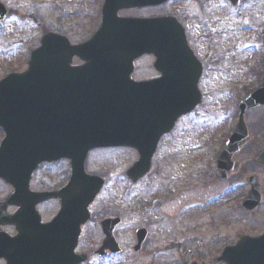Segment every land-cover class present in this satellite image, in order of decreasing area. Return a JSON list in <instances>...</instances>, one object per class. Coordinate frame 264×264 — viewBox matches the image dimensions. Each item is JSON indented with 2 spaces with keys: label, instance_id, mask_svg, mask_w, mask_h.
Returning <instances> with one entry per match:
<instances>
[{
  "label": "water",
  "instance_id": "obj_1",
  "mask_svg": "<svg viewBox=\"0 0 264 264\" xmlns=\"http://www.w3.org/2000/svg\"><path fill=\"white\" fill-rule=\"evenodd\" d=\"M168 0H104L99 30L87 43L70 46L62 37L48 34L31 55L27 72L0 81V179L14 191L0 203V227L14 226L18 235L9 238L0 231V259L6 264H80L74 255L80 227L87 223L88 206L102 187V180L85 175L87 153L98 148L130 147L139 159L128 171L137 181L150 170L151 158L161 136L199 103L197 82L200 68L188 50L182 30L171 18L123 19L122 10L158 6ZM236 5L237 0H229ZM7 12L0 5V22ZM146 54L156 58L155 68L163 77L156 82L130 80L133 62ZM76 57L85 64L72 68ZM264 106V81L239 106V122L218 157V171L244 144L242 115ZM243 135V137H242ZM242 138V139H241ZM264 141V134L262 135ZM60 159L71 162V178L62 190L32 194L29 181L42 163ZM258 163L264 165V149ZM243 207L260 204L258 186ZM59 198L62 209L55 219L41 225L35 206ZM9 206L17 211L6 214ZM118 221L102 223L103 248L117 246L111 236ZM57 232V237L54 234ZM144 232L137 233L138 249ZM217 262L264 264V235L239 236Z\"/></svg>",
  "mask_w": 264,
  "mask_h": 264
},
{
  "label": "rangeland",
  "instance_id": "obj_2",
  "mask_svg": "<svg viewBox=\"0 0 264 264\" xmlns=\"http://www.w3.org/2000/svg\"><path fill=\"white\" fill-rule=\"evenodd\" d=\"M0 3L8 11L0 24V80L10 73L26 71L30 54L39 46L44 33L55 32L79 44L87 41L100 24L102 0H0ZM119 16H173L193 37L204 34L206 39L198 45L202 61L205 63L208 56L211 64L215 60L221 62V73L215 74L211 81V74H206L201 86L207 93L214 91L222 97L206 96L198 113L177 123V136L160 145L152 161V172L136 185L129 187L124 175L137 160L133 151H104L90 156L88 171L109 180L104 199L110 195L114 206L130 207L129 213L124 209L111 210L124 216L123 226L115 236L126 250V257L117 264H190L194 261L223 264L216 262V258L225 247L235 244L238 232L256 236L264 231V194L261 207L251 214L240 209L243 190L220 195L221 188L228 189L238 183L230 181L222 187L215 181L212 177L214 153L219 150L220 142L217 138L207 142L210 125L223 122L228 127L222 133L232 130L237 91L232 90V83L247 79L252 82L248 70L259 61L264 63V0H240L234 9L225 0H178L156 9L123 11ZM152 61L150 58L137 61L132 78L155 76ZM212 111L217 113H209ZM253 115L264 120L263 110ZM2 137L0 131V140ZM253 149L251 146L246 154L252 155ZM63 169V164L41 167L33 176L32 186L40 189L58 186L66 175ZM257 173L264 185V171ZM53 178L57 180L52 181ZM9 189L0 181V201ZM142 204L150 206L142 210L139 207ZM55 208L54 205L42 211L44 221ZM141 226L149 229V238L143 251L134 253L133 230ZM93 229L92 225L85 228L80 244L82 251L90 250L91 240L98 243L99 237H92ZM172 244H178V248L163 249ZM90 261L103 264L95 259Z\"/></svg>",
  "mask_w": 264,
  "mask_h": 264
},
{
  "label": "flooded vegetation",
  "instance_id": "obj_3",
  "mask_svg": "<svg viewBox=\"0 0 264 264\" xmlns=\"http://www.w3.org/2000/svg\"><path fill=\"white\" fill-rule=\"evenodd\" d=\"M202 35H204V34L197 33L195 35V37H193L192 33L187 35L189 48L193 52L194 56L201 63V66H200L201 67V77H200V83H199L200 90L202 89L201 84L206 79V74H208V75L211 74L212 73L211 70L215 69V66H211V60L208 58V56L205 58V63H204V60L202 61L203 57L200 55V51L198 48L200 41L206 39V37H204ZM144 58H148V59L150 58L151 59L152 57H144ZM146 61H147V59H146ZM153 63H154V60L152 61L151 67H152V71L155 72L156 75L153 77H150V78H142V79L140 78L139 81L156 80V79H159L161 77V75L158 72H156V70L154 69ZM261 74H262V67H261L260 72H259V70H257V72H254V74L251 75L252 82L247 84V87L249 89H252L253 87H255L259 84V78H260ZM252 83H254V85H252ZM245 87L239 89V91H238L239 95L241 93H243L246 89H248ZM245 92H244V94H246ZM261 110L264 111V108L252 109V110L247 111L244 114L243 122H244L245 127H246L247 138L245 140L244 146L239 151L235 152L231 156L228 168H226V170H225V173H229V174H227V178L225 180H223L225 183L224 184L225 187L227 185V182H230V181H237L238 185H236L235 187H229V188L227 187L228 189L225 188L224 190L221 188V191L219 194H222V193L225 194L226 191L231 192V191H234L237 189L239 191L243 190V195H245L250 188L248 181H249V179H254V177L258 178V182L260 183V191H261L262 195L264 194V185L262 184V180L260 179V176L257 173V171H264V166H260L256 161L257 155L260 152V150L263 148V145H264L262 140H261V134L264 131V120L262 121L261 117H260V120H258L253 115V113L261 112ZM221 130H226V129H221ZM232 130H233V128H232ZM232 130H231V133H232ZM218 131L219 132L216 134V135H218V137H216L215 135H212L214 139L217 138L216 141L220 142V145L218 143V146H220L219 150L215 152V159L220 154V152L222 151L226 140L229 138V136L231 134V133H225V132L222 133V131H220V130H218ZM220 135H222V137H219ZM173 136H174V134H173V132H171L169 135L162 137V140L160 141V143L163 142L164 139L170 138ZM251 146H253L255 148V149H253V154L252 155L246 154L248 152V149ZM60 163H62L64 165L63 170H65V172H66V175L64 174L63 181H61V183H59L58 186H53L51 188H45V189H39L38 188V189H36L35 192H42V191L43 192L44 191L52 192V191H55V190L62 188L63 186L66 185L67 180H68L67 179L68 178L67 173L69 171L68 163L67 162H60ZM214 173H215V168H214ZM223 181L221 180V182H223ZM51 204H53V205H51ZM54 205L56 206V208L53 211H50V215H49L48 219L44 222L46 224L49 223L54 218V216L58 213V211L60 209L59 200L58 199H50L47 202L38 206L39 212L41 213V216H42V211L43 212L47 211V210H49V208L51 209L52 207H54ZM94 205H96V204H94ZM94 205H92L90 207V214H91L90 215V223L85 228L94 224V226H93L94 231H92L93 232L92 237H93V239L94 238L97 239V237H99L98 238L99 241H98V243H96L94 240H91V242H90V245L92 246L91 249L86 251V252H82V251L79 252V254L87 255L88 260L90 259V257H96V256H94L95 250L100 248L101 242L103 241L104 236L101 232V226H100L101 221L103 219H106V218H120L121 223L117 228H115V230L113 232L114 235H115V232H117V229H119L122 226L123 221H124L123 220L124 216H121V215L119 216V215L113 214L115 216L111 215L112 217H110V216L108 217V216L104 215V213L99 214L97 211L94 210V208H95ZM124 210H126L127 213H129L130 207H128V209H124ZM121 213L123 214V212H121ZM42 217H44V216H42ZM140 228L145 229L147 232L144 243L142 244L141 250H140V251H143V249L146 246V243L148 241V238H149V231H148L147 227H140ZM140 228H138V229H140ZM136 230L137 229H135V231ZM135 231L133 230V233ZM83 233H85V231L81 233L80 239L83 237ZM54 234L57 237L56 231H54ZM79 247L80 246H78L77 252L79 251ZM103 253L106 254V257H105L106 259H111L112 264H114V261L116 259L118 261H120L123 257H125V255H124L125 253L122 250L117 255H112V254H109L106 252H103Z\"/></svg>",
  "mask_w": 264,
  "mask_h": 264
}]
</instances>
